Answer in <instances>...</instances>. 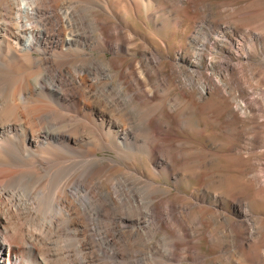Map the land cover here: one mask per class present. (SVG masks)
I'll use <instances>...</instances> for the list:
<instances>
[{"label":"bare ground","instance_id":"bare-ground-1","mask_svg":"<svg viewBox=\"0 0 264 264\" xmlns=\"http://www.w3.org/2000/svg\"><path fill=\"white\" fill-rule=\"evenodd\" d=\"M124 9L139 13L136 0H0V264L144 258L136 246L153 231L155 187L97 157L144 143L128 85L155 96L142 61L123 83L103 57L110 23L114 49L129 52Z\"/></svg>","mask_w":264,"mask_h":264},{"label":"rangeland","instance_id":"rangeland-1","mask_svg":"<svg viewBox=\"0 0 264 264\" xmlns=\"http://www.w3.org/2000/svg\"><path fill=\"white\" fill-rule=\"evenodd\" d=\"M136 2L119 27L129 52L114 49L110 23L103 57L123 83L139 60L149 74L153 99L133 85L121 94L135 92L132 128L144 143L97 157L155 187V218L136 246L143 260L121 264H264V0Z\"/></svg>","mask_w":264,"mask_h":264}]
</instances>
